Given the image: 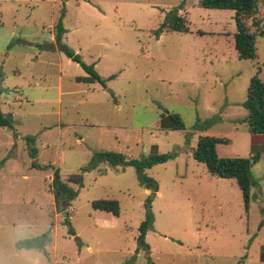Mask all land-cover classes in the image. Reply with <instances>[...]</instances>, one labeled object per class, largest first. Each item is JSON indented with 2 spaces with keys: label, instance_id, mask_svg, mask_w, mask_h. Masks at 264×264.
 <instances>
[{
  "label": "rangeland",
  "instance_id": "1",
  "mask_svg": "<svg viewBox=\"0 0 264 264\" xmlns=\"http://www.w3.org/2000/svg\"><path fill=\"white\" fill-rule=\"evenodd\" d=\"M175 11L188 29L161 25ZM60 43L92 66L101 86L60 52ZM245 26L254 59L233 48V11L198 0H0V264H147L137 228L148 191L131 166L99 164L80 172L96 152L140 160L175 153L145 170L157 183L144 241L152 264H264V134L247 133L242 108L249 80L264 82V0ZM176 114L183 130H165ZM33 137L34 158L24 137ZM227 139L220 158L255 155L244 211L232 179L209 174L191 156L198 137ZM38 167L32 168L31 162ZM81 173L76 197L56 209L49 189ZM117 202L118 215L93 210ZM69 228L74 236L68 233ZM46 234L41 249L17 243Z\"/></svg>",
  "mask_w": 264,
  "mask_h": 264
},
{
  "label": "trees",
  "instance_id": "2",
  "mask_svg": "<svg viewBox=\"0 0 264 264\" xmlns=\"http://www.w3.org/2000/svg\"><path fill=\"white\" fill-rule=\"evenodd\" d=\"M258 0H198V6L205 9L230 10L233 11V19L235 25V32L233 34V48L238 59H254V34L250 33L245 26L247 19H252L251 25L257 27L258 20L253 19L257 11ZM165 30L177 33H186L187 28L184 21L173 10L168 13L164 22L161 25ZM53 38L56 48L64 54L70 61L79 65V67L89 76L91 80L96 81L101 86L104 81L95 73L92 66H86L79 57L71 50L63 46L60 41L63 35V28L58 19L53 27ZM259 36H264V32H258ZM258 71L249 80L246 88L245 100L242 103V108L246 111V117L241 120L246 124L247 133L251 135L264 134V82H261L257 77ZM1 80V75H0ZM11 120L9 117L3 115L0 111V127H9ZM159 125L165 130H183L184 125L181 119L176 114H166L160 117ZM26 142L27 154L30 158H34L36 154L33 148V137H24ZM227 139L216 138L210 136L198 137L195 146L192 149L191 156L197 163L204 165L206 171L221 179L234 180L242 198L244 211H247L249 203V187L252 184L249 168L251 162H254L257 157L252 155L248 158L230 157L220 158L216 155L215 146L217 144H227ZM175 153L156 154L151 152L147 157L140 160L125 159L122 155L114 152H96L91 155L87 165L80 170V172L94 170L99 164L106 163L111 167L115 166H131L135 171V177L140 186L148 191L146 204L144 209V219L137 228V236L135 238V246L137 251H142L147 255V264H152L149 261V249L144 241L145 234L151 229L152 215L149 210V203L151 198L157 192V183L150 177L146 176L145 170L152 166L163 164L172 159ZM32 168L38 167L33 161L30 163ZM81 173L72 174L66 178V183L62 182L58 173H52L49 189L52 196L53 204L56 209L64 210L68 207L71 201L76 197V191L67 184L81 187L82 177ZM93 210H98L105 213H110L117 217L118 207L114 200H96L91 203ZM264 222V215L258 229ZM68 233L74 236V232L69 228ZM47 240V235L43 234L35 239L25 240L17 243L21 248H36L41 249Z\"/></svg>",
  "mask_w": 264,
  "mask_h": 264
}]
</instances>
